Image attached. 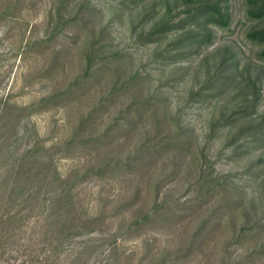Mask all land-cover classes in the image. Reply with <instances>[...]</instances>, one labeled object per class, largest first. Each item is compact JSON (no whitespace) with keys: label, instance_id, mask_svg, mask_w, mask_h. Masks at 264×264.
Masks as SVG:
<instances>
[{"label":"rangeland","instance_id":"374dc122","mask_svg":"<svg viewBox=\"0 0 264 264\" xmlns=\"http://www.w3.org/2000/svg\"><path fill=\"white\" fill-rule=\"evenodd\" d=\"M222 1L230 27L211 24L206 43L183 0H0V125L11 119L16 130L2 128L0 144L35 143L60 174L82 178L73 194L84 233L60 261L91 239V263L112 252L117 264H264V44L246 36L264 18L247 16L246 0ZM161 20L171 27L151 36ZM226 46L240 72L207 95L202 76ZM65 89L55 103L18 109ZM209 172L217 181H204ZM34 185L38 199L53 191ZM34 208L20 242L34 230L38 264L48 243ZM26 251L7 247L0 264H22Z\"/></svg>","mask_w":264,"mask_h":264},{"label":"trees","instance_id":"16d2710c","mask_svg":"<svg viewBox=\"0 0 264 264\" xmlns=\"http://www.w3.org/2000/svg\"><path fill=\"white\" fill-rule=\"evenodd\" d=\"M247 2V16L252 18L262 19L264 18V0H246ZM184 11L187 12V16L191 18L192 22L202 23L204 26L205 34L201 35V41H207L214 38L213 32L211 31L210 25L213 24L222 29H228L231 22V14L222 0H183ZM168 21L153 23L149 34L153 37H159L163 35L167 29L171 26L166 23ZM162 27L159 28V25ZM186 34V32H185ZM247 38L250 41H255L260 44H264V24L259 27L252 29L247 32ZM184 40V34H177L172 42L177 48L173 51L179 50L180 44ZM201 45H197L195 48H191V51L196 52L200 49ZM223 58L216 63L213 70L207 71L202 77L203 89L207 95H215V93L222 92L227 79L232 77V71L239 73L240 69L238 66L237 54L229 46L222 48ZM184 53L174 52L171 57L177 55H183ZM258 56L264 60V45L258 50ZM251 73V67L245 68ZM251 75V74H250ZM236 76V75H234ZM256 77V76H255ZM254 77V78H255ZM258 78V77H257ZM259 79H255L252 84L255 91V97L253 102L246 100L244 105L245 111L251 108L253 110L254 105L259 101L260 98V86H258ZM69 89L55 92L47 96H43L37 99L29 106L18 107V109H38L49 103H55L57 99L61 98ZM252 114V113H251ZM214 117L211 121H213ZM225 125L226 121L218 123ZM3 128V129H2ZM1 129L5 132H16L15 125L11 119H8L4 125H0ZM18 134V133H17ZM20 137L25 135V130H21ZM28 145V144H27ZM41 147L48 150L52 146H46L41 144ZM0 253L5 252L7 247H12L20 243L21 246L25 247L28 251L25 252V258L22 260V264H32V259L39 256L34 251L33 244L34 230H28V238L21 240V232L24 231L25 220L27 215L30 214L31 210H35L37 207L41 210L45 222H42L40 231L45 230L46 242L43 247L47 249L44 252L43 261L38 264H42L45 261H51V264H117L116 259L113 258L112 252L107 254L106 259H96L92 263L88 261L87 250L92 246L87 241H80L81 245L76 251L70 256L68 260L60 261L59 252L64 247L65 243L72 241L75 237L80 236L84 233L83 230V214L77 211V203L74 199L73 188L77 179L73 176H67L60 174L54 166L51 157L42 156L36 154L35 143L29 144L26 148L19 151L11 149L0 144ZM94 170V168H92ZM91 169V170H92ZM77 177V176H75ZM41 181L48 187L53 186V191L43 196L42 199L36 198L38 192L37 185L34 183ZM208 180L207 183L217 181V178L212 177L211 172L206 174L204 179ZM6 185V187H5ZM10 204V207L8 206ZM27 205H31L29 209H23ZM17 206H23L18 209ZM40 221H42L40 219ZM10 223L9 231L4 234L3 230L6 224ZM23 243V244H21ZM27 247V248H26Z\"/></svg>","mask_w":264,"mask_h":264},{"label":"built area","instance_id":"2783aa9c","mask_svg":"<svg viewBox=\"0 0 264 264\" xmlns=\"http://www.w3.org/2000/svg\"><path fill=\"white\" fill-rule=\"evenodd\" d=\"M262 91H263V93H264V88H262Z\"/></svg>","mask_w":264,"mask_h":264}]
</instances>
